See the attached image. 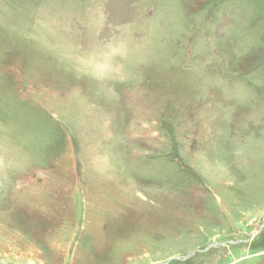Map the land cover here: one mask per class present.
I'll list each match as a JSON object with an SVG mask.
<instances>
[{
  "label": "rangeland",
  "instance_id": "rangeland-1",
  "mask_svg": "<svg viewBox=\"0 0 264 264\" xmlns=\"http://www.w3.org/2000/svg\"><path fill=\"white\" fill-rule=\"evenodd\" d=\"M0 264H264V0H0Z\"/></svg>",
  "mask_w": 264,
  "mask_h": 264
}]
</instances>
